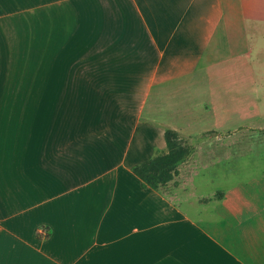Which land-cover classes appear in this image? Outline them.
Here are the masks:
<instances>
[{
  "label": "crops",
  "instance_id": "crops-1",
  "mask_svg": "<svg viewBox=\"0 0 264 264\" xmlns=\"http://www.w3.org/2000/svg\"><path fill=\"white\" fill-rule=\"evenodd\" d=\"M261 25L264 0H0V264H264V176L199 204L192 166L161 192L133 172L158 116L262 72Z\"/></svg>",
  "mask_w": 264,
  "mask_h": 264
},
{
  "label": "rangeland",
  "instance_id": "rangeland-1",
  "mask_svg": "<svg viewBox=\"0 0 264 264\" xmlns=\"http://www.w3.org/2000/svg\"><path fill=\"white\" fill-rule=\"evenodd\" d=\"M261 30L264 34V25H261ZM255 54L259 56L258 59L253 63H246L245 68L254 64L257 72H262L250 73L248 69L247 72L230 74L231 85H241L226 92L224 104L206 103L200 106L202 112H199L198 119L195 115L194 121L176 114L171 117L158 116L155 120V127L166 129L163 137L164 147H155L149 160L169 152L165 140L167 131L176 134L180 146L189 147L192 153L177 166L178 176L174 181L178 184L177 178L185 180L190 176L188 171L185 172L186 167L192 166L198 171L199 178L207 184L199 186L206 188V192L198 199L199 204L220 200L224 190L222 184H225V181L244 184L250 179L264 176V37ZM152 101L146 106L144 120L151 118L150 110L153 112L155 108ZM203 108H206L208 114H204ZM181 129L183 130L177 131ZM144 143L147 149L148 141ZM175 147L177 148V144ZM174 181L154 191L170 190V185L171 188L175 186ZM220 181L222 184L219 185ZM250 186L254 192L257 191L256 186Z\"/></svg>",
  "mask_w": 264,
  "mask_h": 264
},
{
  "label": "trees",
  "instance_id": "trees-1",
  "mask_svg": "<svg viewBox=\"0 0 264 264\" xmlns=\"http://www.w3.org/2000/svg\"><path fill=\"white\" fill-rule=\"evenodd\" d=\"M176 139V134L167 131L165 140L169 152L166 155L148 160L133 169L134 174L143 182L145 187L158 190L174 181V178L178 176L177 166L192 152L189 147H181ZM175 144H177V148Z\"/></svg>",
  "mask_w": 264,
  "mask_h": 264
}]
</instances>
